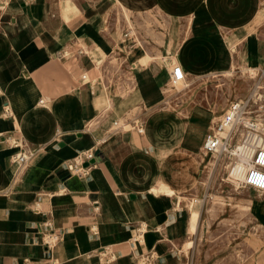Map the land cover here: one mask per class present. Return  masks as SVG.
I'll return each instance as SVG.
<instances>
[{
	"label": "crops",
	"instance_id": "1",
	"mask_svg": "<svg viewBox=\"0 0 264 264\" xmlns=\"http://www.w3.org/2000/svg\"><path fill=\"white\" fill-rule=\"evenodd\" d=\"M112 9V0H0V264H187L184 252L196 254L201 239L199 228L191 236L187 203L206 190L192 146L197 127L203 144L220 110L184 103L182 115L170 111V37L132 48L130 67L111 61L104 24ZM186 34L196 69L201 45ZM215 34L227 49L239 39ZM176 62L188 76L186 60ZM132 111L150 116L142 134L121 124ZM83 151L97 155L78 177L70 161ZM256 221L238 264H264V205ZM234 257L210 253L211 264Z\"/></svg>",
	"mask_w": 264,
	"mask_h": 264
},
{
	"label": "rangeland",
	"instance_id": "2",
	"mask_svg": "<svg viewBox=\"0 0 264 264\" xmlns=\"http://www.w3.org/2000/svg\"><path fill=\"white\" fill-rule=\"evenodd\" d=\"M112 5L113 14L105 17L104 30L108 38L115 42L116 49L111 51V61H117L119 67H130L132 48L162 47L164 36L165 39L170 37L171 41L166 48V65L169 61L173 65L177 63L176 60H186V89L176 92L168 83L167 77L165 79V93L170 96L168 101L171 112L182 115L184 103L220 110L208 129L211 132L216 122L228 111L231 102L248 99V106L244 108L240 119L256 126L257 123L264 126V14L256 17L259 8L264 12V0H112ZM249 14L251 17H248ZM216 29L237 32L239 39H236L235 48L227 49L221 42H217ZM182 32H187L186 38L201 45L196 52L199 62L197 70L194 65L190 66L191 60L194 62L196 59L187 55L189 45L182 44ZM152 53L161 54L158 50H153ZM161 61L162 57L160 63ZM247 67L254 68L253 74L244 70ZM195 74H202L203 77L195 78ZM135 111L121 116V124H146L150 116L136 114ZM241 129L243 126L239 124V130ZM196 133H202L200 127H197ZM192 147L201 150L199 157L201 156L205 167L200 184L206 191L191 194L192 197L203 200L200 208L193 207L187 200L188 211L196 216L191 236L199 228L201 239L195 255L190 251L184 252L187 264H211L212 248L230 250L235 255L229 259L230 262L238 264L250 247L249 236L258 234L256 220L259 216V202L264 198V193L248 187L237 188L229 179V158L212 167V155L203 152L202 144H193ZM209 188L223 199V205L205 203L207 192L211 191H208ZM246 202H251V209L237 206ZM206 218L207 225L200 227V220ZM251 246L257 249L252 241ZM191 247L192 243L189 242L187 250Z\"/></svg>",
	"mask_w": 264,
	"mask_h": 264
},
{
	"label": "built area",
	"instance_id": "3",
	"mask_svg": "<svg viewBox=\"0 0 264 264\" xmlns=\"http://www.w3.org/2000/svg\"><path fill=\"white\" fill-rule=\"evenodd\" d=\"M28 1V0H27ZM169 83L176 92H181L186 89V77L183 69L178 64H173L169 71ZM249 100H239L231 102L228 111L217 121L213 130L208 133L203 144V152L207 155H212V158L217 164L224 153L231 149V144L235 141L234 137H230L235 126L237 125L244 108L248 105ZM43 104V101H40ZM115 130L121 129L118 122L114 123ZM246 134L242 139L241 145L234 151L236 162L247 164L249 160L253 161V166L250 167L241 182L242 188H252L256 191L264 192V135H256L257 127L253 123H249L246 127ZM136 131L139 134L143 133L141 125H137ZM257 137L255 141L254 137ZM251 150L252 158L244 152ZM96 158L95 151H83L78 153L71 161L70 168L78 177H85L91 166V161ZM16 160L26 162L28 157L18 156ZM190 203L193 207L200 208L203 200L197 197H190Z\"/></svg>",
	"mask_w": 264,
	"mask_h": 264
},
{
	"label": "bare ground",
	"instance_id": "4",
	"mask_svg": "<svg viewBox=\"0 0 264 264\" xmlns=\"http://www.w3.org/2000/svg\"><path fill=\"white\" fill-rule=\"evenodd\" d=\"M147 19V18H146ZM134 22V21H133ZM132 29V28H131ZM139 29V28H138ZM133 32V30H132ZM132 34V33H131ZM158 38V37H157ZM154 40V39H153ZM113 41V40H112ZM147 52V51H146ZM156 55V54H155ZM150 57V56H149ZM153 57V56H152ZM149 58L148 61H154L155 63H160V57L157 58V57H153V58ZM147 58V57H146ZM144 60H145V57H144ZM244 70L248 71L250 74H253L254 72V68H245ZM232 72V71H231ZM256 72V71H255ZM230 73V72H229ZM229 88V87H228ZM260 93V92H259ZM206 96V95H205ZM248 106V105H247ZM246 109V108H245ZM264 109V108H262ZM260 112V111H259ZM244 113H246L244 111ZM250 113V112H249ZM259 114V113H258ZM257 114V115H258ZM256 115V116H257ZM246 116V115H245ZM244 117V115H243ZM217 123V122H216ZM239 124H242L243 126V129L239 130ZM249 124L248 121H245V119H239L237 125L235 126L232 134H231V138L234 137L235 141L233 142V144H231V149H228L226 151V153H224L222 155V157L220 158L219 162L220 161H226L227 158H229L228 160V163H229V168H228V172H229V175L231 176V178L227 177L230 179V181L237 187L240 189V187L242 186L241 185V182L245 176V173L246 171L253 166V161L249 160L247 164H241V163H238L236 162V159L234 156V151L239 148V146L241 145V142H242V139L244 138L245 134H246V126ZM257 134L258 135H264V126L261 125V123H257ZM124 128V127H123ZM202 134V133H201ZM201 134L199 133H196L195 134V140L197 141L196 144L197 145H200L198 142H200V137H201ZM258 135V136H259ZM255 141L257 140V137L255 136ZM195 145V144H194ZM246 155H248L249 157L252 158L253 156V152L251 150H247L244 152ZM211 157V156H210ZM207 158V157H206ZM222 159V160H221ZM206 163V162H205ZM208 164V162H207ZM227 167V166H226ZM218 168V167H217ZM221 170V169H220ZM223 170V169H222ZM216 171V170H215ZM214 176V175H213ZM208 180H209V177H208ZM224 181V180H223ZM203 183V182H202ZM206 183V182H205ZM233 185V187H235ZM159 186V185H158ZM210 187V185H209ZM212 188V187H210ZM209 188L208 191H210L211 189ZM231 188V187H230ZM229 188V189H230ZM236 193V192H235ZM243 194V193H242ZM262 195V194H261ZM225 196V195H224ZM261 198V197H259ZM242 199V198H241ZM244 199V198H243ZM255 202V201H254ZM205 203H219L221 205H223V199L220 198L216 193H214V190L210 191V192H207V196L205 197ZM212 204V205H213ZM232 204V203H231ZM208 205V204H207ZM262 206L264 205V198H261L260 199V202H259V206ZM237 206H240L242 208H245L246 210L247 209H251L252 208V204L251 202H246V203H240V204H237ZM238 207V208H240ZM208 210V209H207ZM211 209H209L210 211ZM216 211V210H215ZM214 212V211H213ZM212 214V213H211ZM247 215V214H246ZM213 216V214H212ZM192 227V226H191ZM233 230V229H232Z\"/></svg>",
	"mask_w": 264,
	"mask_h": 264
},
{
	"label": "water",
	"instance_id": "5",
	"mask_svg": "<svg viewBox=\"0 0 264 264\" xmlns=\"http://www.w3.org/2000/svg\"><path fill=\"white\" fill-rule=\"evenodd\" d=\"M97 155V154H96ZM95 162V159L94 160H92L90 163L92 164V163H94Z\"/></svg>",
	"mask_w": 264,
	"mask_h": 264
}]
</instances>
